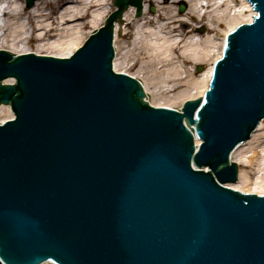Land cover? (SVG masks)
I'll return each instance as SVG.
<instances>
[{
  "label": "water",
  "instance_id": "1",
  "mask_svg": "<svg viewBox=\"0 0 264 264\" xmlns=\"http://www.w3.org/2000/svg\"><path fill=\"white\" fill-rule=\"evenodd\" d=\"M245 1L253 23L181 112L112 71L114 26L142 0H114L69 59L0 51L16 118L0 126V264H264V196L223 186L264 118V0Z\"/></svg>",
  "mask_w": 264,
  "mask_h": 264
},
{
  "label": "bare ground",
  "instance_id": "2",
  "mask_svg": "<svg viewBox=\"0 0 264 264\" xmlns=\"http://www.w3.org/2000/svg\"><path fill=\"white\" fill-rule=\"evenodd\" d=\"M64 1L61 6L64 9L53 14L44 12L45 4L51 1H44L41 7L42 2H38L26 9L19 0H0V4L7 6L0 8V50L68 57L81 43V36L73 35L83 25L99 27L115 10L109 0ZM143 1L139 18H132L134 10L130 8L123 15L124 26L115 28V33L129 35L131 40L123 53L116 50L118 56L113 68L141 81L146 95L152 98L150 104L155 107L174 108L186 99L202 96L208 87L213 62L221 55L225 35L237 25L251 22L254 16L244 0H170L172 4L185 5L184 11L174 13L172 7L163 5L155 13L153 9V14L148 13L147 2L159 6L164 1ZM88 15L89 19L84 21ZM29 20L33 21L32 25ZM66 36L69 39L62 40ZM219 36L221 39H217ZM198 65L196 74L194 68ZM134 67L135 74L126 72ZM11 82V79L3 81ZM11 118L9 108L0 106V123ZM230 157L241 168L237 182L227 186L264 195V120L251 139L238 146ZM245 167L252 171L246 172Z\"/></svg>",
  "mask_w": 264,
  "mask_h": 264
},
{
  "label": "rangeland",
  "instance_id": "3",
  "mask_svg": "<svg viewBox=\"0 0 264 264\" xmlns=\"http://www.w3.org/2000/svg\"><path fill=\"white\" fill-rule=\"evenodd\" d=\"M20 2H21V4L25 7V4H24V2H22L23 0H19ZM44 1H51V4H45V3H43ZM109 1H112L113 2V0H109ZM164 1V3H159V6H157V3H155V2H153V1H151L150 3H149V1L147 2V11H148V13H150L149 12V8L150 7H152L153 9H154V12L153 13H155V11L159 8V7H161V6H163V5H165V6H169V7H172L173 9H174V13H178L179 12V3H173L172 4V2L170 1V0H163ZM38 2H42V4L40 5V7L41 6H43V4H45V10H44V12L46 13V12H51V13H53V14H56L58 11H62L64 8L63 7H61L62 5H63V3L65 2L64 0H42V1H37V2H35V4L36 3H38ZM54 3V4H53ZM34 4V5H35ZM3 5V6H2ZM4 6H6L5 4H3V3H1L0 4V8L1 7H4ZM69 6V5H68ZM67 7V6H66ZM5 8H7V6L5 7ZM133 9V8H132ZM187 9V8H186ZM134 10V9H133ZM153 13H150V14H153ZM181 14V13H180ZM133 19H135L136 17H135V10H134V13H133V17H132ZM89 19V15L87 16V17H85V19H84V21H87ZM29 24L30 25H32L33 24V21L32 20H29ZM124 26V25H123ZM201 27V26H200ZM98 28V27H97ZM127 28V31L129 32L131 29H130V26L129 27H126ZM96 29V28H95ZM200 29V28H199ZM92 30H94V29H92L90 26H88V25H83L82 27H81V29H80V32H78L76 35H73V37H75V36H81V43L85 40V38L90 34V32L92 31ZM119 35V34H118ZM117 34L115 35V37H114V43H113V45H114V50H115V53H116V55H117V51L116 50H118L119 49V52L118 53H123L124 51H125V47L127 46V44L130 42V40H131V38L129 37V35H126L125 37H123L122 36V34L121 35H119L118 36ZM69 39V37H65V38H62V40H64V41H67ZM217 39H221V36H219V37H217ZM80 43V44H81ZM79 44V45H80ZM30 45V47L31 48H33V44L31 43V44H29ZM78 45V46H79ZM77 46V47H78ZM117 48V49H116ZM118 56V55H117ZM198 67H199V65L198 66H196L194 69V71H195V73L196 74H198L199 72H197L198 70ZM135 69H136V67H134L133 69H129V70H127L126 72H129L131 75H133V74H135ZM141 82V81H140ZM148 96V101H149V103H150V101L152 102V98H151V96L148 94L147 95ZM186 100H188V99H186ZM185 101V100H184ZM159 102H162L161 100H159ZM183 104V103H182ZM182 104L181 105H179V106H177L176 105V107H174V109H179L181 106H182ZM261 123V122H260ZM255 133V132H254ZM249 141V140H248ZM247 141V142H248ZM246 142V143H247ZM244 148H245V146H244ZM239 168H241L240 166H238ZM245 169V171L246 172H248V173H250V171H252L251 170V168H249V167H245L244 168Z\"/></svg>",
  "mask_w": 264,
  "mask_h": 264
}]
</instances>
